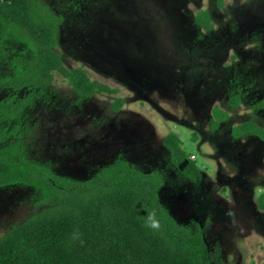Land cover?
I'll use <instances>...</instances> for the list:
<instances>
[{"label":"rangeland","instance_id":"1","mask_svg":"<svg viewBox=\"0 0 264 264\" xmlns=\"http://www.w3.org/2000/svg\"><path fill=\"white\" fill-rule=\"evenodd\" d=\"M47 1L65 15L66 66L115 92L80 100L57 74L22 117L25 156L75 180L119 158L161 171V201L181 224L201 225L215 264H264V136L234 132L246 121L264 132V110L253 107L264 97V0ZM200 11L210 30L197 23ZM237 81L248 91L234 108ZM13 93L0 86V99ZM215 107L229 115L214 130ZM170 133L202 169L198 181L172 163ZM40 198L30 186L0 187V234L41 210Z\"/></svg>","mask_w":264,"mask_h":264},{"label":"trees","instance_id":"2","mask_svg":"<svg viewBox=\"0 0 264 264\" xmlns=\"http://www.w3.org/2000/svg\"><path fill=\"white\" fill-rule=\"evenodd\" d=\"M219 6L223 0H218ZM63 12L46 0H0V86L13 94L0 99V187L25 185L40 192L41 210L0 234V264H215L201 225L181 224L161 201V171L145 172L119 158L87 180H75L29 160L21 142L25 111L62 75L80 100L113 93L92 80L84 67L68 68L59 49ZM197 23L212 28L209 11ZM20 50H16V49ZM27 93L23 96L19 92ZM233 89L229 104L237 107L243 93ZM123 104L114 103L115 110ZM264 108V99L256 109ZM228 112L215 107L216 128ZM237 136L263 134L245 122ZM172 163L185 177L198 181L202 169L188 159L175 133L164 139ZM260 208L264 210V194Z\"/></svg>","mask_w":264,"mask_h":264},{"label":"flooded vegetation","instance_id":"3","mask_svg":"<svg viewBox=\"0 0 264 264\" xmlns=\"http://www.w3.org/2000/svg\"><path fill=\"white\" fill-rule=\"evenodd\" d=\"M47 1V0H46ZM48 2V1H47ZM71 4H73V2H70V4H66L64 7H69ZM48 5L49 6H51L52 8H54L55 9V6H53L52 4H50L49 2H48ZM56 10V9H55ZM57 11V10H56ZM60 12V11H59ZM65 21V20H64ZM63 25V24H62ZM62 25H61V27H62ZM61 27H60V30H61ZM60 37V36H59ZM242 82L241 81H237V82H233L231 85H230V88H229V93H230V91L231 90H233V89H236V91H239V87H241V91H242V93H243V96H242V101H243V98L246 96V93H247V91H248V88H246V85H245V87H243V84H241ZM263 99H264V97L261 99V100H259L258 102H262L263 101ZM258 102H255L254 104H253V107L255 108V110H257V111H260V110H264V108H261V109H256V106H257V104H258ZM242 103V102H241ZM240 106V105H239ZM238 107V106H237ZM215 119V118H214ZM213 121V120H212ZM223 122H225V121H221L220 122V124L216 127V128H214L213 127V129L215 130V129H217ZM246 122H250V121H246ZM252 122V121H251ZM245 123V122H244ZM252 123H254V122H252ZM243 124V123H242ZM255 124V123H254ZM213 125V124H212ZM250 134V133H249ZM236 135V134H235ZM245 135V134H244ZM237 136V135H236ZM242 136V135H241ZM237 137H240V136H237Z\"/></svg>","mask_w":264,"mask_h":264}]
</instances>
